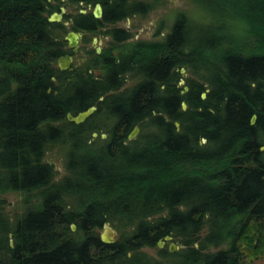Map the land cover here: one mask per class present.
I'll return each mask as SVG.
<instances>
[{"label":"trees","instance_id":"obj_1","mask_svg":"<svg viewBox=\"0 0 264 264\" xmlns=\"http://www.w3.org/2000/svg\"><path fill=\"white\" fill-rule=\"evenodd\" d=\"M156 2L0 0V264L264 258V0H197L200 21L178 13L162 40L110 29L101 54L57 66L67 31L90 37ZM96 3L101 18L81 12ZM62 5L75 12L49 21ZM95 104L86 122L68 120ZM53 147L65 159L59 179ZM10 193L19 210H8ZM106 222L111 244L100 240ZM167 235L180 250L159 247Z\"/></svg>","mask_w":264,"mask_h":264},{"label":"rangeland","instance_id":"obj_2","mask_svg":"<svg viewBox=\"0 0 264 264\" xmlns=\"http://www.w3.org/2000/svg\"><path fill=\"white\" fill-rule=\"evenodd\" d=\"M195 1H197V0H159V2H156L154 4V6L149 8V10L145 13L133 14L131 17H128L127 19L120 20V22H118V23H111V24L99 23L98 27H97V32H98L97 35L101 37V41H100V43L96 42L95 46H100L102 51L104 49L108 48L111 44V36L110 35L108 36L107 33H103V32L110 30V29H115V28H124L128 32V34L131 35V37L129 38L128 41H158V40H162V38L165 35H167V33L170 31V27L173 23V20L178 13H185L188 16H190L191 18H193L194 21H200L199 17L202 16L204 12L201 10H198V8L196 6L197 4ZM150 2L151 1H149V3ZM92 9H93V6H89V7H87L86 10L92 12ZM80 10H83V9H80ZM74 12H75V10L70 9V8H66V14L67 15L69 13H74ZM204 14H206V13H204ZM83 43H88L87 48L89 50L92 48L95 49V47L91 44V36L88 37V39L85 40ZM241 43L242 42L239 41L236 44V46H238V48H241V45H240ZM85 51H86V49H85ZM81 62H82V58L79 56L78 59H76L74 61V65L81 64ZM92 72L94 74L98 73L97 70L92 71ZM182 73H183L184 77H186V78L191 77V74L188 73L185 69H184V72H182ZM129 80L130 81L128 84H130V86H132L134 83V80H131L130 78H129ZM81 85L82 84L78 83V86H81ZM75 90L76 89H71L69 91L71 93H75ZM88 118L84 122H86L88 120ZM90 123H91V121H88L85 124V127L86 126L88 127V125H90ZM138 133H139V131H138ZM135 136H133V137H135ZM62 153H63L62 150L59 149L58 147H53L47 152V160H49L51 163H53L55 170L57 172L56 179L61 178L65 173V169H64V164H65L64 160L65 159L63 158ZM6 198L10 204L8 206V210L15 209V208L17 209L19 207L18 206L19 198L16 194L10 193ZM17 210H19V209H17ZM75 229H76V226H75ZM101 231H102V229H101ZM166 241H164V243H162V245L159 247L169 250L171 244L173 243L172 247L175 248V246H173L174 244L178 245V247L175 248L171 252H175V251H178L181 249V245L178 244L177 242H175L173 239L172 240H166ZM11 243H12V241H11ZM143 250L145 252H147L149 255L157 258V255H158L157 249H152V248L146 247ZM175 261L178 262V260H175ZM250 264H264V258H259V259L253 260Z\"/></svg>","mask_w":264,"mask_h":264},{"label":"water","instance_id":"obj_3","mask_svg":"<svg viewBox=\"0 0 264 264\" xmlns=\"http://www.w3.org/2000/svg\"><path fill=\"white\" fill-rule=\"evenodd\" d=\"M65 11H66V9L64 7H62L61 8V12H53V13H51L50 16L48 17V20L51 21V22L61 21ZM81 12H84V10H82ZM93 15H94L95 18L101 17V15H102V7H101V5L99 3L95 4V7L93 9ZM79 36H80L79 33L74 32V31H70L65 36V39L68 41V43H69V45L71 47L76 49L77 41H78V37ZM96 40H97V38H94V41H96ZM99 50H100V48H98V51ZM72 60H73V58L71 56L59 57L58 58V67L61 70H65V69H67L69 67V65L72 62ZM181 72H184V68H181ZM179 83L183 84L184 80L180 79ZM185 89H187V87H185ZM205 96H206V92H202L201 93V97L205 98ZM186 107H187L186 103L182 102V108L186 109ZM96 109H97V107L95 105H91V106L87 107L86 109L77 112L75 115H73L71 113H67V118H68V120L73 121L76 124H79V123L84 122L89 116H91L96 111ZM255 119H256V115L253 114L252 118H251V123H254ZM175 125L178 127L179 123L175 122ZM138 131H139V127L135 126L133 128V130L129 133L128 138L130 139L133 136H135L138 133ZM92 135L95 137L97 135V133L93 132ZM102 137H106V134L103 133ZM261 148L263 149L264 147H261ZM71 228H72V230H74L75 229V225L71 224ZM100 240L103 243H106V244L114 243L115 240H116V231L108 222L103 224L102 231L100 232ZM166 240H172V236H170V235L165 236L164 240H159L158 241V245L161 246L162 243H164V241H166ZM172 244H171V246L169 248L170 251H173L175 248L178 247V245L174 244L173 245V246H175V248H174V247H172Z\"/></svg>","mask_w":264,"mask_h":264},{"label":"flooded vegetation","instance_id":"obj_4","mask_svg":"<svg viewBox=\"0 0 264 264\" xmlns=\"http://www.w3.org/2000/svg\"><path fill=\"white\" fill-rule=\"evenodd\" d=\"M62 7H64L65 9H66V7L64 6V5H62V6H60L59 7V9H58V11H54V12H61V8ZM87 7H89V6H87ZM87 7L85 8V9H83L84 10V12H82V13H87ZM94 7H95V5L93 6V9H94ZM102 7V6H101ZM93 9H92V15H93ZM82 11V10H81ZM102 14H103V9H102ZM66 16V11L64 12V14H63V17H62V19L61 20H63V18ZM93 17H94V15H93ZM101 17H102V15H101ZM101 17H99V18H101ZM99 18H97V19H99ZM128 17H125L124 19H127ZM72 20H73V18H69V22L67 23V24H69L70 22H72ZM122 20V19H121ZM118 22H120V20L118 21ZM118 22H115V23H118ZM116 30H121L122 32H124V33H128L124 28H115ZM70 31H74V32H77V33H79L80 34V36L78 37V41H77V46H76V49H74L73 47H71L70 45H69V43H68V41H67V48L68 49H70V52H68V53H64L63 55H61L60 57H62V56H71L72 58H73V60H72V62L70 63V65H69V67L67 68V69H65V70H69V69H71L72 68V66H73V64H74V61L76 60V59H78V57L80 56L82 59H84V58H86V52H85V49L87 50L88 48H87V46H88V43H83L85 40H87L88 39V31H86V30H83V31H75V30H69V31H67V33H66V35L68 34V32H70ZM96 31H97V28H96ZM65 35V36H66ZM108 36H109V34H108ZM65 38V37H64ZM94 38H97V40L96 41H94ZM100 41H101V37L100 36H98L97 34H93V35H91V44L95 47V51H96V53L97 54H101L103 51H102V49H101V47L100 46H95V43L96 42H99L100 43ZM85 47V48H84ZM98 48H100V50L98 51ZM57 66H58V60H57ZM60 69V68H59ZM184 80V79H183ZM129 78H126L125 79V82H124V84H122V86L119 88V91L120 92H122V91H125L126 89H129L131 86H130V84H128L129 83ZM178 86V84L176 85V87ZM185 87H187V86H184V89H185ZM185 90H187V89H185ZM99 100H102V99H99ZM95 106L97 107V109H96V111L98 110V105L97 104H95Z\"/></svg>","mask_w":264,"mask_h":264},{"label":"bare ground","instance_id":"obj_5","mask_svg":"<svg viewBox=\"0 0 264 264\" xmlns=\"http://www.w3.org/2000/svg\"><path fill=\"white\" fill-rule=\"evenodd\" d=\"M57 23V22H56ZM187 108V107H186ZM71 122V121H70ZM116 241V240H115ZM167 242V241H166ZM104 244V243H103Z\"/></svg>","mask_w":264,"mask_h":264}]
</instances>
